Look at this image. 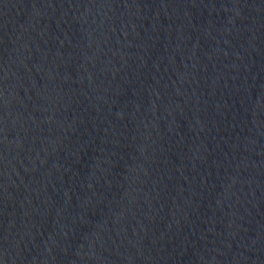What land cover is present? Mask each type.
<instances>
[{"label":"water","instance_id":"water-1","mask_svg":"<svg viewBox=\"0 0 264 264\" xmlns=\"http://www.w3.org/2000/svg\"><path fill=\"white\" fill-rule=\"evenodd\" d=\"M0 264H264V0H0Z\"/></svg>","mask_w":264,"mask_h":264}]
</instances>
